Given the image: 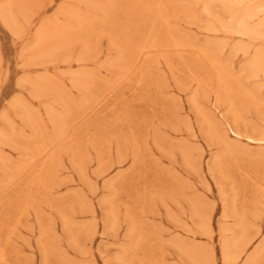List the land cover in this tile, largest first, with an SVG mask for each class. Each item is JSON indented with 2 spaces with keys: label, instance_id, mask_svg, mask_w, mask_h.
<instances>
[{
  "label": "rangeland",
  "instance_id": "obj_1",
  "mask_svg": "<svg viewBox=\"0 0 264 264\" xmlns=\"http://www.w3.org/2000/svg\"><path fill=\"white\" fill-rule=\"evenodd\" d=\"M231 1L0 0V264H223L234 238L264 264V34Z\"/></svg>",
  "mask_w": 264,
  "mask_h": 264
},
{
  "label": "bare ground",
  "instance_id": "obj_2",
  "mask_svg": "<svg viewBox=\"0 0 264 264\" xmlns=\"http://www.w3.org/2000/svg\"><path fill=\"white\" fill-rule=\"evenodd\" d=\"M106 1V0H105ZM230 1V0H229ZM233 4L235 5H238L240 10H239V13L237 12H234V33L240 37H247V38H250V37H253L255 35H261L264 34V0H232L231 1ZM104 3V2H103ZM231 4V3H230ZM105 5V4H104ZM103 5V6H104ZM98 6V5H97ZM102 6V7H103ZM7 7V6H6ZM4 7L6 10L8 8ZM3 8V11H6L4 10ZM61 8V7H60ZM59 8V9H60ZM104 8V7H103ZM1 9V7H0ZM74 10V9H73ZM10 11V10H9ZM4 12L7 13L5 14L6 16H3V20H4V24H5V27H7V29H9L13 35L15 36H19L20 32H19V29L17 27V24L14 22V17L12 18V16L9 17L8 15V12ZM21 11V10H20ZM59 11H62V9H60ZM1 12V11H0ZM65 13V11H63ZM67 12V11H66ZM11 14V12H9ZM61 13V12H60ZM106 14V13H105ZM0 15L2 16V14L0 13ZM13 15V14H12ZM190 17V16H189ZM86 18V17H85ZM261 18V19H260ZM260 19V20H259ZM2 20V18L0 19ZM2 20V21H3ZM50 20V19H49ZM254 20H258L257 23L255 24H251L252 21ZM17 21V20H16ZM57 21V20H56ZM77 21V20H76ZM73 22V21H72ZM60 23V22H59ZM80 24V23H79ZM78 24V25H79ZM71 26V25H70ZM48 28V27H47ZM46 28V29H47ZM56 28H58L59 30L57 31H60V30H63L62 28H59L56 26ZM55 28V30H56ZM77 28V27H76ZM54 29V28H53ZM52 29V30H53ZM232 29V28H231ZM50 30V29H49ZM50 32V31H49ZM53 32V31H52ZM44 33H48L45 31V27L42 26L40 30H38V32H36V35H37V40H41L43 41V37H44ZM35 35V36H36ZM52 35H56V33L54 34H51ZM58 35V34H57ZM46 36V35H45ZM57 37V40H58V36H55ZM61 37V36H60ZM47 39V37H45ZM51 38V37H50ZM52 39L54 41V37L52 36ZM50 39V40H52ZM49 39H47L48 41ZM40 41V42H41ZM36 42V41H35ZM37 43V42H36ZM58 43V42H56ZM42 44V42L40 43V45ZM44 44V43H43ZM37 46H39L38 44H36ZM57 46V45H56ZM174 47H177V45H174ZM262 54V53H261ZM147 56V53L146 52H140L139 55L137 56V59H136V65L132 67V71H134L136 69V67H138V65L142 62L143 58ZM37 59V58H36ZM27 62V61H26ZM30 63V62H29ZM122 63V62H121ZM28 66V65H27ZM251 69V72L253 74H256L257 73H264V56L260 55V54H255L254 58H253V61L250 63V67ZM197 69V68H196ZM122 72V71H121ZM260 73V74H262ZM85 75V74H83ZM221 75V74H220ZM94 77V76H93ZM221 77V76H220ZM40 79V78H39ZM46 80V79H45ZM92 81V80H91ZM126 82V81H125ZM92 83V82H91ZM35 85V84H34ZM37 85V83H36ZM108 85V84H107ZM191 85V84H190ZM37 87V86H36ZM43 87V86H41ZM45 88V87H44ZM43 88V89H44ZM39 90H42V89H39ZM45 90V89H44ZM38 90H36L37 92ZM33 92V91H32ZM245 92V91H244ZM40 94V93H39ZM34 96V94H32ZM38 96V95H37ZM35 97V96H34ZM60 98V97H59ZM84 100V99H83ZM218 100V99H217ZM196 104V102H194ZM195 106V105H194ZM23 107V106H22ZM26 107V106H25ZM196 109V108H195ZM166 110V109H165ZM62 111V110H60ZM54 112V111H53ZM203 114V113H202ZM233 115V114H232ZM60 115H58L59 117ZM203 116V115H202ZM39 117V116H38ZM55 118V117H54ZM206 118V116H205ZM204 118V119H205ZM207 119V118H206ZM205 119V120H206ZM208 120V119H207ZM208 122V121H207ZM32 123V122H31ZM34 123V122H33ZM209 123V122H208ZM226 124V123H225ZM30 125V124H29ZM31 126V125H30ZM207 126V125H206ZM228 130L230 129V133L231 135L236 139V140H239L241 139V136L237 133V132H234L230 126L228 125ZM214 130V129H213ZM264 137V136H262ZM247 138V137H245ZM252 138H247L246 140L248 142H253L251 140ZM258 139V138H257ZM227 143V142H225ZM255 143V142H254ZM257 143H261V144H264V139H260L258 140ZM55 146V145H54ZM46 153V152H45ZM45 156V155H44ZM24 172V171H23ZM26 172V171H25ZM83 175V174H82ZM84 177V176H83ZM5 185V184H4ZM222 194V193H221ZM156 195V194H155ZM223 198V197H222ZM225 199V198H224ZM226 201V200H225ZM197 202V201H196ZM200 202V201H198ZM225 203V202H224ZM200 204V203H198ZM223 204V202H222ZM193 205V204H192ZM229 205V204H227ZM194 206V205H193ZM192 206V211H194L193 215L195 218H197V213H196V208H194ZM197 206V205H196ZM226 206V205H225ZM210 207V206H209ZM202 208V207H200ZM199 208V209H200ZM224 208V207H223ZM194 209V210H193ZM228 209V208H227ZM201 210V209H200ZM223 210V209H222ZM203 212V211H202ZM227 212V211H226ZM196 213V214H195ZM206 213V212H205ZM225 213V212H224ZM201 217H202V214H200ZM226 216V215H225ZM19 217V216H18ZM193 217V218H194ZM199 217V218H201ZM199 220V219H198ZM197 220V221H198ZM203 220L200 223L201 227L202 228V231L203 232V235H207L209 238H212V222H211V215L208 214L204 219H201ZM139 222V221H138ZM113 224V223H112ZM222 224V223H221ZM114 227V226H113ZM222 227H223V224H222ZM111 228H112V225H111ZM199 228V229H200ZM221 228V226H220ZM244 228V227H243ZM258 228V227H257ZM111 230V229H110ZM134 230V229H132ZM223 230V228L221 229V231ZM226 230V229H224ZM238 230V229H237ZM246 230V229H245ZM13 231V230H12ZM228 231V230H227ZM227 231L225 233H227ZM241 231V230H240ZM257 231V230H256ZM223 232V231H222ZM95 233V232H94ZM132 233V232H131ZM225 233H222V234H225ZM259 232H257L255 235H257ZM92 234V233H91ZM155 234V233H154ZM240 234V233H239ZM254 235V236H255ZM206 236V237H207ZM157 237V236H156ZM244 237V236H243ZM227 239V237H225ZM224 238V239H225ZM240 238V236L238 237ZM248 238V237H247ZM138 240V239H137ZM223 240V239H222ZM238 240V239H237ZM237 240L236 238L232 239V240H228V241H224L222 244H221V247H220V254H221V259H222V263L223 264H234L236 261L239 260L240 256L243 255L246 251V249L248 248L249 244H250V241H246L244 243H241V247L238 246L237 247ZM241 241V240H240ZM243 242V241H242ZM262 244V243H261ZM181 247V246H180ZM260 247V246H259ZM183 249V248H182ZM181 249V250H182ZM203 250V249H202ZM254 251V250H253ZM262 251V250H261ZM260 251V252H261ZM185 252V251H184ZM259 252V253H260ZM258 253V252H257ZM191 254V253H190ZM192 254H197V252L195 253L193 251ZM192 254L190 256H192ZM206 254V253H205ZM189 255V254H188ZM253 255L255 256V254L253 253ZM2 254L0 253V258H1ZM213 256V254H212ZM251 256V255H250ZM257 256V255H256ZM249 257V256H248ZM188 258V257H187ZM212 258V257H211ZM190 259H194L192 262L196 261L197 258L195 259L194 257L192 258H189ZM255 258H253L252 256L250 258H248L247 261H244L246 262V264H254L253 262L256 260H254ZM159 261V260H158ZM198 261V260H197ZM196 261V262H197ZM126 263V262H125ZM211 264H215L214 260L212 261Z\"/></svg>",
  "mask_w": 264,
  "mask_h": 264
}]
</instances>
